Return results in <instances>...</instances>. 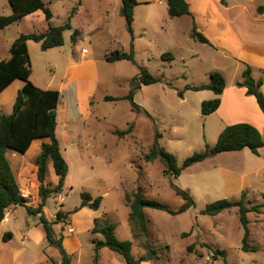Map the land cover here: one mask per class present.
<instances>
[{
  "label": "rangeland",
  "instance_id": "obj_1",
  "mask_svg": "<svg viewBox=\"0 0 264 264\" xmlns=\"http://www.w3.org/2000/svg\"><path fill=\"white\" fill-rule=\"evenodd\" d=\"M44 1L53 12L51 25L54 27L63 25L76 9L71 20L73 29L64 33V46L43 51L40 43L29 42L31 81L42 89L64 90L58 111L57 137L70 170L67 185L46 199L43 211L53 223L55 234L62 239L70 264H94L99 259L100 264H113V258L124 261L109 248L96 252L92 233L94 218L107 214L116 225L117 237L133 241L130 210L124 201L126 191L132 193L141 187L148 199H156L179 211L186 200L177 195L174 186L188 191L195 204L175 215L145 208L148 232L146 238L134 240L132 254L136 259L148 256L146 246L149 245L153 264H264V148L259 155L249 149L221 153L194 164L176 179L165 174L167 167L160 158L153 162L145 159L158 142L181 166L193 153L217 143L218 129L225 123L221 113L204 116L201 110L202 102L216 98L215 93L185 88L210 83L213 72H220L229 88L238 87L248 66L264 67V51L258 49L264 47V13H259L264 0H225V4L221 0H190L199 30L215 47L192 37L190 17H170L166 0H137L133 33L123 15L122 0H84L82 5L78 0ZM11 14L9 0H0V17ZM39 14L0 29L2 59L10 57V47L21 34L42 32L48 27L45 16L42 19ZM77 29L83 41L75 49L72 35ZM83 49L89 51L88 60L78 67ZM117 50L133 51L134 60L108 62L106 55ZM167 53H172L174 59L164 60L163 55ZM141 68L149 69L162 81L141 85L137 90L135 102L144 109L138 112L123 98L132 90V80ZM69 82L72 85L67 87ZM23 84L17 80L0 96L1 114L13 112L15 94ZM89 88L92 93H87ZM182 91L184 97L179 95ZM238 115L253 117L264 137L261 118L246 111ZM130 126L134 127L132 133L118 135L117 131H127ZM34 142L27 153L17 154L16 159L11 157L16 170L18 163L25 164L27 178H20L28 188L30 178H35L41 145L47 140ZM220 167L245 178L239 184L245 186L242 192L229 194L225 178L216 170ZM57 184V174L50 163L46 186L54 188ZM84 192L103 197L100 210L84 208L78 215L72 214L70 224L66 220L57 221L60 209L73 211L80 206ZM243 193L248 207L262 205L261 213L249 214V245L258 247L257 251L242 249L245 229L239 220L238 208L216 216L202 213L214 201L239 200ZM35 194L34 205L38 207L42 199L38 190ZM60 195L65 199L61 200ZM27 218L41 224V215L29 214L25 207L18 214L23 230ZM69 226L74 228V233L68 232ZM16 234V241L22 243L18 230ZM96 239L104 237L100 235ZM44 244L31 247L30 253L23 256L24 263L62 261L59 246L48 240ZM191 246H194L192 251ZM213 249L226 250L227 257L213 259Z\"/></svg>",
  "mask_w": 264,
  "mask_h": 264
},
{
  "label": "trees",
  "instance_id": "obj_2",
  "mask_svg": "<svg viewBox=\"0 0 264 264\" xmlns=\"http://www.w3.org/2000/svg\"><path fill=\"white\" fill-rule=\"evenodd\" d=\"M79 5H82L84 0H78ZM168 4V14L172 18H181L184 16L192 19V37L201 43L213 46L209 38L199 30L195 16L190 9V4L187 0H166ZM12 8V14L9 16L0 17V29H5L13 24L21 22L27 16L38 11H42L45 15V20L48 24L46 30L38 33L21 34L10 47V58L8 60L0 59V94L3 93L14 81L22 80L25 82L24 87L19 90L14 104L13 112L10 115L0 113V222H2L8 209L12 206H24L29 214L41 215V224L45 229L47 240L52 245L60 247L63 253V263L70 264L71 260L66 253L62 239H58L53 230V223L50 222L43 211L46 199L53 193H60L66 183L69 174V164L64 157L60 140L57 137V110L61 100V92L53 89H42L31 81L32 65L29 53L28 43L34 41L41 44L43 51L62 47L65 44L64 33L67 30H72L71 20L76 9L72 12L69 19L61 26L54 27L51 25L53 12L44 0H9ZM225 4V0H221ZM138 4L137 0H122V12L126 19L128 28L133 33V23L135 15V7ZM259 13H264V6L259 8ZM81 36V31L78 29L72 35V42L77 43ZM214 47V46H213ZM106 60L110 63L117 61H133L134 53L117 50L116 52L106 55ZM163 59L173 60L174 55L167 53L163 55ZM162 78L153 75L149 69L141 68L140 74L132 80L133 88L127 96L131 102L133 109L138 112H143L144 109L135 102V95L141 85H152L161 82ZM263 79L256 80L252 75V68L248 66L243 73V81L238 82L237 86L246 89L249 96H254L263 115H264V93L261 90ZM226 79L220 72L211 74V82L208 84L191 86L188 85L185 90L195 91H212L217 96L214 99L204 100L201 105L202 114L209 116L215 113L221 106V95L226 89ZM180 97L184 96V91L179 92ZM108 100H114L107 97ZM134 127L130 126L127 131H117L120 137L132 133ZM161 136L157 135V139ZM38 139H47L48 142L42 144L41 154L36 160L38 167L37 177L40 183L39 195L42 203L36 208L28 205L29 200L22 195L20 184L16 178L12 164L8 159L7 153L13 150L19 154H25L33 142ZM264 148V137L261 131L254 125L247 122H240L227 126L219 135L218 141L214 146H207L204 151L195 152L185 159L183 164L179 166L177 158L165 148H161L158 142H155L150 153L145 155L147 162H153L160 158L166 165L165 174L178 178L184 170L194 164L203 162L209 158H213L221 153L238 152L244 149H249L253 154L259 155L260 150ZM50 162L53 163L55 172L59 182L54 188L46 186L48 168ZM177 195L182 196L186 203L179 210L174 211L168 205L159 202L156 199H148L143 188L139 187L132 193H127L125 197L126 205L130 208L129 222L132 227L135 239L147 237L148 218L145 213V208H153L156 210L166 211L170 214L184 212L191 208L195 202L188 191L174 186ZM246 193L242 194L241 199L231 200L228 198L214 201L207 205L202 211L203 214L216 216L220 213L238 208L239 220L245 229L242 249L244 251H257L258 247H250L249 237L251 235L249 214L253 212L261 213V206L248 207L245 204ZM103 202V197H93L89 192L81 194V204L73 211L64 212L60 209L57 213V221H65L70 215L77 213L83 208H89L97 211L100 209ZM264 206V204H263ZM93 234H101L104 239L99 240L94 238L96 252L102 248L120 254L127 264H140L144 261H150L152 250L149 245L147 257L136 259L132 254V241H122L116 235V225L110 217L104 214L101 217L94 219ZM12 233L5 234L4 239H11ZM194 246H191L190 251ZM211 247V246H209ZM213 259L226 258L227 251L220 249L212 250Z\"/></svg>",
  "mask_w": 264,
  "mask_h": 264
},
{
  "label": "crops",
  "instance_id": "obj_3",
  "mask_svg": "<svg viewBox=\"0 0 264 264\" xmlns=\"http://www.w3.org/2000/svg\"><path fill=\"white\" fill-rule=\"evenodd\" d=\"M187 1L190 4V9H192V4H191L190 0H187ZM167 9H168V4H167ZM38 12L40 13L39 16L43 19L44 13L41 14L42 11H38ZM38 12H36V13H38ZM36 13L29 15L26 18L34 17L33 15H35ZM26 18L23 20H26ZM82 41H83V36L81 35L80 38L78 39L77 43H74L75 49L80 46V43ZM28 48H29V43H28ZM258 49H260L259 51H264V47H259ZM88 54H89L88 49H83L82 58L81 59L78 58V61H80V63H81V64H77L78 67H81L87 63ZM263 56H264V54H263ZM9 58L2 59L0 57L1 60H8ZM252 69H253V71H252L253 77L256 80L263 79V82H264V67L252 68ZM256 72L258 73L257 75L255 74ZM16 81H14L4 92H6L10 87H12L16 83ZM19 81H22V80H19ZM23 83L24 84L22 85V87L18 86V88H19L18 92H19V90H21L24 87L25 82H23ZM70 85H72V83L69 82L67 87ZM91 89L89 88V91L87 90V93L88 92L92 93ZM261 90L264 93V83H263ZM18 92L15 94L16 97H17ZM3 93H1L0 96ZM63 94H64V90L61 92V100L63 98ZM220 97H221V106L219 107V109L215 113H221V119L225 123L223 126L219 127L218 133H217L218 135H220V133L227 126L232 125V124H236V123H240V122L250 123V124L256 126L260 130V127L257 125L255 119L251 115H250V117H252V119L247 118L249 116H246V118H242L238 115L239 113H242V111H246V112H249L250 114L258 116L259 118H261L264 121V115H263L255 97L247 95L245 88L236 87V86L229 88L227 85L225 91L223 92V94ZM61 100H60V102H62ZM58 111H59V106H58L57 113H58ZM57 122H58V115H57ZM57 127H58V125H57ZM45 140H47V139H45ZM47 142H48V140H47ZM34 143L35 142H33L32 146L34 145ZM31 147H30V149H31ZM17 154H19V153H16L13 150H9L7 153V156H8V159L10 160V162L12 164L16 178H17V180L20 184V187H21V192H23V196L26 197L28 200H32L31 202L28 203V205L32 206L33 208H36L35 205L37 203V199H35L34 196L36 197V194H35L36 190H38V193H39V186H40V183H39L38 177H37L38 167L36 165V168L34 170L35 178H30V187L29 188H32L30 191V189L27 187V185H24V182L22 181L23 178H27V177H24V175H25V173H24L25 164L22 162L18 163V165H17L18 169L16 170L14 168L13 161L11 160V157L16 159L18 157ZM50 163H52V162H50ZM69 170H70V167H69ZM216 170L221 172L223 177L225 178V183H226V187L228 189L229 194L240 193L244 190L243 188L245 186L239 185L241 182L242 183L245 182L244 177H238L237 175H235L233 172L227 170L226 168L220 167V168H217ZM20 177H23V178H20ZM57 178H58V176H57ZM67 179H68V176H67ZM67 179H66L65 186L67 185ZM58 182H59V179H58ZM65 186H64V188H65ZM127 193H128V191H126L125 197H126ZM24 208H25L24 206H19V205L10 207L6 213L5 219L2 222H0V264H25L24 263L25 260L23 259L24 254L30 253L29 252L30 248L33 246H38V245L44 246L45 245L44 243H46V241H47L45 229L41 224L39 225L37 223L36 219L32 221L31 218H27V221H26L27 225H26L24 230L22 229L21 225L18 222V214L20 213L21 209H24ZM83 210H85V209L83 208L80 211H78L77 214L76 213L75 214L78 215ZM99 210H97V211H99ZM129 210H130V208H129ZM64 212H70V211H64ZM103 215L104 214H102L101 216H103ZM101 216H99V217H101ZM72 218H73V215H70L66 219L67 224H70L69 222H72ZM69 227H71L74 230V228L72 226H69ZM9 230H12V232H13L12 237H11V239L5 240L4 236L6 233H8ZM16 230H18L20 232L19 238L22 240V243L16 241V237H17ZM93 235L96 238V236H100L101 234H93ZM57 238L59 239L58 235H57ZM132 238L135 240L134 235H133V231H132ZM25 240L28 241L27 242L28 245L25 244ZM134 240L132 241V243H133L132 250L134 248ZM103 249H105V248H102L98 253H100ZM62 263H63V259L61 262H58L56 264H62ZM115 263L127 264L126 261L121 260V258H113V264H115ZM94 264H100V259H99V261L96 260ZM140 264H153V263L150 260V261H144Z\"/></svg>",
  "mask_w": 264,
  "mask_h": 264
},
{
  "label": "built area",
  "instance_id": "obj_4",
  "mask_svg": "<svg viewBox=\"0 0 264 264\" xmlns=\"http://www.w3.org/2000/svg\"><path fill=\"white\" fill-rule=\"evenodd\" d=\"M85 52H86V51H85ZM22 195H23V192H22ZM60 199H61V200H64L65 197L62 196V195H60ZM68 232H69V233H74V230H73L71 227H69V228H68Z\"/></svg>",
  "mask_w": 264,
  "mask_h": 264
}]
</instances>
